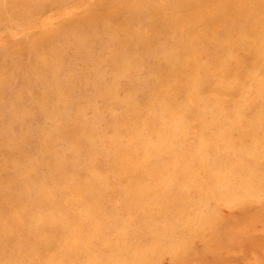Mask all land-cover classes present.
<instances>
[{"label":"rangeland","instance_id":"374dc122","mask_svg":"<svg viewBox=\"0 0 264 264\" xmlns=\"http://www.w3.org/2000/svg\"><path fill=\"white\" fill-rule=\"evenodd\" d=\"M0 264H264V0H0Z\"/></svg>","mask_w":264,"mask_h":264}]
</instances>
